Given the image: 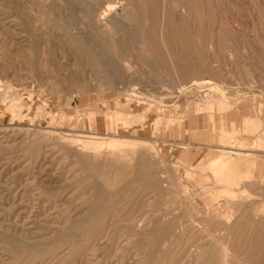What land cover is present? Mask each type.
<instances>
[{"label":"rangeland","instance_id":"374dc122","mask_svg":"<svg viewBox=\"0 0 264 264\" xmlns=\"http://www.w3.org/2000/svg\"><path fill=\"white\" fill-rule=\"evenodd\" d=\"M110 5L113 43L92 13ZM263 253L264 0H0V264Z\"/></svg>","mask_w":264,"mask_h":264},{"label":"bare ground","instance_id":"6f19581e","mask_svg":"<svg viewBox=\"0 0 264 264\" xmlns=\"http://www.w3.org/2000/svg\"><path fill=\"white\" fill-rule=\"evenodd\" d=\"M81 1V0H80ZM83 1V0H82ZM77 2H78V0H77ZM88 3V2H87ZM104 3V2H103ZM69 4V3H68ZM90 4V3H89ZM89 4H88V6H89ZM102 4V3H101ZM122 4V3H121ZM106 5V4H105ZM109 5V4H108ZM112 5V4H111ZM110 5V7L108 6L107 8H104V9H102V14H101V17H100V15L98 14H96L97 13V10H93L92 11V13H93V17L95 18V19H99V20H103V23L102 22H100V25L98 26V27H102L101 29H102V33H105V34H107L108 36H110V38H112V43L113 42H115L114 41V37L117 35L116 34V32H118L116 29H115V27H114V25L112 24V22L115 20L116 21V19H114V18H117V17H123V19H125L124 18V13L122 12V10L120 9L119 10V8L118 7H112ZM129 5V4H128ZM92 5H90V7H91ZM93 6H95V5H93ZM106 7V6H105ZM92 8V7H91ZM93 8H95V7H93ZM129 8V7H128ZM100 9H101V7H100ZM81 12V11H80ZM83 12V11H82ZM31 13V12H30ZM130 13V12H129ZM129 13H128V15H129ZM132 14V13H131ZM173 14V13H172ZM170 15V14H169ZM174 15H176V14H174ZM114 19V20H113ZM170 19V18H169ZM98 20V21H99ZM32 21V20H31ZM118 21V20H117ZM121 21V20H120ZM119 21V22H120ZM27 22V21H26ZM31 23V22H30ZM121 24V23H120ZM174 24V23H173ZM60 26V25H59ZM57 27V26H56ZM61 27V26H60ZM170 27V26H169ZM89 28V27H88ZM180 28V27H179ZM66 29V28H65ZM176 30V29H175ZM100 32V31H99ZM176 33H177V31H176ZM178 33H180V32H178ZM101 34V33H100ZM69 35V34H68ZM75 35V34H74ZM104 35V34H103ZM105 36V35H104ZM76 37V36H75ZM181 37V36H180ZM72 38V37H71ZM161 38V37H160ZM186 38V37H185ZM157 39V38H156ZM158 41V40H157ZM161 42V41H160ZM162 43V42H161ZM161 43H159V45L161 44ZM181 43H182V41H181ZM211 43V42H210ZM206 45V44H205ZM154 46V45H153ZM152 46V47H153ZM163 46V45H162ZM180 46H182V45H180ZM161 47V46H160ZM159 47V48H160ZM140 48V47H139ZM155 48V47H154ZM155 50V49H154ZM183 52V51H182ZM135 53V52H134ZM151 54V53H150ZM168 60V59H167ZM177 60V59H176ZM124 62V61H123ZM125 63V62H124ZM127 64V63H126ZM125 64V65H126ZM122 66H124L123 65V63H122ZM128 65H126V67H127ZM130 66V65H129ZM181 66V65H180ZM121 67V66H120ZM174 67V66H173ZM124 68V67H123ZM132 68V67H131ZM130 68H128V69H126L127 71H130L129 70ZM132 71V70H131ZM177 75V74H176ZM107 81V80H106ZM106 83H108V82H106ZM164 83H165V81H164ZM134 89V88H133ZM159 96V95H158ZM219 100V99H218ZM206 101V100H205ZM209 101L210 100H208V101H206V103L207 104H209ZM214 101V100H213ZM216 102H218V104H220V100L219 101H216ZM18 114V113H17ZM85 136H87V137H85V138H83V139H78V140H80L81 142H82V145H84L85 147H91L92 146V148H94V149H97V150H101V149H104L103 147H106L108 150H111V149H125V148H128L127 146H129V147H131V146H133V145H136L137 143V141H129V140H124V139H118V138H110L109 137V139H104V138H101V137H96V136H91V137H88V135H85ZM71 137V136H70ZM69 137V138H70ZM74 139V138H73ZM77 139V138H76ZM61 141H62V139H61ZM64 141V140H63ZM76 141V140H75ZM66 142V141H65ZM72 143V142H71ZM80 143V142H79ZM136 143V144H135ZM146 143V142H145ZM73 144V143H72ZM81 145V146H82ZM149 145V144H148ZM134 147V146H133ZM138 147V146H137ZM136 147V148H137ZM81 148H83L84 150L86 149V148H84V147H81ZM135 148V149H136ZM82 149V150H83ZM89 149V148H88ZM134 149V148H133ZM134 149V150H135ZM138 149V148H137ZM151 149V148H150ZM93 150V149H92ZM101 152V151H100ZM120 152V151H119ZM147 152H148V150H147ZM213 152V151H212ZM216 152V151H215ZM215 152H213V153H215ZM70 153V152H69ZM121 153V152H120ZM212 153V154H213ZM237 154V153H236ZM116 155V154H115ZM211 155V154H210ZM224 155H225V153L224 152H220L219 154L217 153V155H215L214 154V156L213 157H211V159L209 160V163L207 164V166L209 167V168H212L213 170H214V172H215V179L217 180V182L219 183L220 181H218V180H222L223 179V176H224V174L226 173V171H227V169H230V168H228L229 167V165L232 167L231 169H234V161L232 162V161H230V160H228L227 158H225L224 157ZM88 156V155H87ZM117 156V155H116ZM116 156H115V158H116ZM209 156V155H208ZM113 157H114V155H113ZM143 157H144V155H143ZM207 157V156H206ZM205 157V158H206ZM245 157V156H244ZM111 158H112V156H111ZM111 158H110V160H111ZM114 158V159H115ZM118 158V157H117ZM126 158V157H125ZM132 158V157H131ZM93 159H95L94 157H93ZM108 159H109V157H108ZM113 159V160H114ZM77 160V159H76ZM109 160V161H110ZM132 160H133V158H132ZM122 161V160H121ZM123 161H125V160H123ZM142 161V160H141ZM207 161V160H206ZM111 162V161H110ZM109 162V163H110ZM127 162V161H126ZM111 164H112V162H111ZM116 164V163H115ZM114 164V165H115ZM142 164V163H141ZM116 166V165H115ZM118 166V165H117ZM141 166V165H140ZM118 169V168H117ZM135 169H137V168H135ZM143 168H141L140 170H142ZM124 170V169H123ZM107 172V171H106ZM123 172V171H122ZM113 173V172H112ZM143 173V172H142ZM91 178V177H90ZM142 179V178H141ZM156 181V180H155ZM223 181H225V183H227V180H225V179H223ZM257 181V180H256ZM221 183H222V181H221ZM133 184V183H132ZM165 184V183H164ZM239 184V183H238ZM251 184V183H250ZM216 185V184H215ZM246 185V184H245ZM252 185V184H251ZM209 186V185H208ZM248 186V185H247ZM206 188V187H205ZM249 188V187H248ZM226 189V188H225ZM225 189L223 190L224 192H226L225 191ZM217 191H218V189H216ZM232 190V189H231ZM245 190H247V189H245ZM211 191V190H210ZM215 191V190H214ZM212 192H213V190H212ZM212 192L210 193V194H212ZM224 192H222L223 194H224ZM228 193H229V191H227ZM218 193H219V191H218ZM228 193H226V195L228 194ZM230 193H231V191H230ZM221 194V193H220ZM237 195H234V194H231L230 195V198H234L235 199V197H236ZM242 196V195H241ZM244 197V196H243ZM255 198V197H254ZM225 200V199H224ZM119 204V203H118ZM103 205V204H102ZM228 205H230V203H228ZM113 206V205H112ZM230 209V208H229ZM97 210V209H96ZM103 210V209H102ZM113 210V209H112ZM116 211V210H115ZM118 211V210H117ZM96 213V212H95ZM172 214V213H171ZM102 216V215H101ZM98 217V216H97ZM114 217V216H113ZM167 217V216H166ZM179 220V219H178ZM234 220V219H233ZM119 221V220H118ZM232 221V220H231ZM91 222V221H90ZM236 223V222H235ZM86 224V223H85ZM240 224V223H239ZM77 225V224H76ZM95 226H97V225H95ZM77 227V226H76ZM82 227V226H81ZM258 227V226H257ZM181 228V227H180ZM223 228V227H222ZM221 228V229H222ZM130 229V228H129ZM159 229V228H158ZM165 229V228H164ZM231 230V229H230ZM219 231V230H218ZM89 232V231H88ZM100 232V231H99ZM260 232V231H259ZM260 234V233H259ZM135 235V234H134ZM139 235V234H138ZM86 236V235H85ZM96 236V235H95ZM137 236V235H136ZM182 236H183V234H182ZM135 237V236H134ZM133 237V238H134ZM149 238V237H148ZM215 238H218V237H215ZM62 239V238H61ZM75 239V238H74ZM84 239H85V237H84ZM132 239V238H131ZM158 239V238H157ZM171 239V238H170ZM82 240V239H81ZM87 241V240H86ZM68 242V241H67ZM221 245H223V244H221ZM83 246V245H82ZM219 247H221V246H219ZM223 247V246H222ZM80 248V247H79ZM226 248V247H225ZM90 249V248H89ZM69 251V250H68ZM199 251V250H198ZM225 252V251H224ZM65 253H66V251H65ZM233 253V252H232ZM223 254V253H222ZM264 254V253H263ZM224 255V254H223ZM233 255V254H232ZM260 255H262V254H260ZM63 257V256H62ZM27 258V257H26ZM32 258V257H31ZM43 258V257H42ZM66 258V257H65ZM226 258V257H225ZM29 259H30V257H29ZM28 264V263H27Z\"/></svg>","mask_w":264,"mask_h":264}]
</instances>
